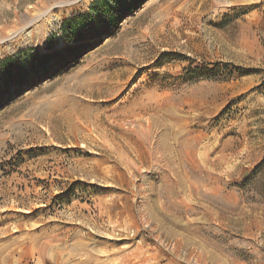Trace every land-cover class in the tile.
<instances>
[{
  "label": "rangeland",
  "instance_id": "obj_1",
  "mask_svg": "<svg viewBox=\"0 0 264 264\" xmlns=\"http://www.w3.org/2000/svg\"><path fill=\"white\" fill-rule=\"evenodd\" d=\"M94 2L0 0V71ZM89 254L264 264V0H147L0 109V264Z\"/></svg>",
  "mask_w": 264,
  "mask_h": 264
},
{
  "label": "trees",
  "instance_id": "obj_2",
  "mask_svg": "<svg viewBox=\"0 0 264 264\" xmlns=\"http://www.w3.org/2000/svg\"><path fill=\"white\" fill-rule=\"evenodd\" d=\"M147 0H95L90 13L76 16L63 26L65 46L31 59L27 66L9 58L0 71V109L33 87L39 79L59 73L82 58L91 47L115 35L121 23Z\"/></svg>",
  "mask_w": 264,
  "mask_h": 264
},
{
  "label": "bare ground",
  "instance_id": "obj_3",
  "mask_svg": "<svg viewBox=\"0 0 264 264\" xmlns=\"http://www.w3.org/2000/svg\"><path fill=\"white\" fill-rule=\"evenodd\" d=\"M3 41V40H2ZM4 42V41H3ZM132 107V106H131ZM134 107V106H133ZM149 107V106H148ZM146 107V108H148ZM146 108L144 107V110H146ZM131 109V108H130ZM149 109V108H148ZM132 110V109H131ZM141 123V122H140ZM133 124V123H132ZM141 127V126H140ZM142 132V131H141ZM166 142V141H165ZM155 144V143H154ZM166 144V143H165ZM153 155V154H152ZM154 156V155H153ZM159 161V160H158ZM178 211V210H177ZM90 255V256H89ZM85 259L82 260V262L80 264H89L90 263V259L93 258V256H95L94 254H89Z\"/></svg>",
  "mask_w": 264,
  "mask_h": 264
}]
</instances>
